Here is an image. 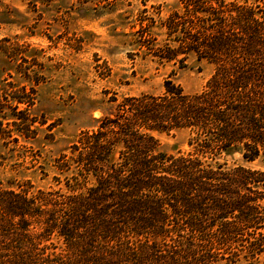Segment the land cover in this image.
<instances>
[{
    "label": "trees",
    "instance_id": "trees-1",
    "mask_svg": "<svg viewBox=\"0 0 264 264\" xmlns=\"http://www.w3.org/2000/svg\"><path fill=\"white\" fill-rule=\"evenodd\" d=\"M178 2L162 41L154 19L132 34L161 62L214 64L205 87L110 97L55 158L66 190L0 188V264H264V169L219 161H264V0ZM177 130L193 149L167 154L156 133Z\"/></svg>",
    "mask_w": 264,
    "mask_h": 264
},
{
    "label": "rangeland",
    "instance_id": "rangeland-1",
    "mask_svg": "<svg viewBox=\"0 0 264 264\" xmlns=\"http://www.w3.org/2000/svg\"><path fill=\"white\" fill-rule=\"evenodd\" d=\"M177 7L178 0H0V188L30 179L35 189L66 190L55 158L97 124L110 97L160 93L167 78L189 92L205 87L214 64L193 55L184 67L161 62L135 43L140 18L154 19L162 41L163 21ZM191 136L156 133L167 154L192 150ZM219 161L264 169L262 158L238 151Z\"/></svg>",
    "mask_w": 264,
    "mask_h": 264
}]
</instances>
